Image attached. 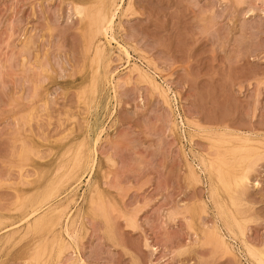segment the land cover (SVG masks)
Returning a JSON list of instances; mask_svg holds the SVG:
<instances>
[{
  "label": "rangeland",
  "instance_id": "374dc122",
  "mask_svg": "<svg viewBox=\"0 0 264 264\" xmlns=\"http://www.w3.org/2000/svg\"><path fill=\"white\" fill-rule=\"evenodd\" d=\"M119 1L0 0V264H264V0Z\"/></svg>",
  "mask_w": 264,
  "mask_h": 264
},
{
  "label": "bare ground",
  "instance_id": "6f19581e",
  "mask_svg": "<svg viewBox=\"0 0 264 264\" xmlns=\"http://www.w3.org/2000/svg\"><path fill=\"white\" fill-rule=\"evenodd\" d=\"M121 1V0H120ZM120 1L119 3L116 4L115 8L112 10V9H109V8H106L104 10H102V12L100 11L99 13H97V15L99 16L96 21H95V24H97V28H96V32L100 33L101 35L104 36V38L106 39V42L109 46H112L113 45V42L116 43L117 45V48L118 50L123 53L126 57H127V61L128 63L131 62V59H132V56L131 54L129 53V51L127 50V48L122 45L119 41H117V39L115 38L114 36V25H115V17L116 15L118 14V11L121 10V7H122V4H120ZM124 0H122L121 2H123ZM35 38V37H34ZM35 41V40H34ZM47 63V62H46ZM45 63V64H46ZM34 69V68H33ZM30 70V69H29ZM28 70V71H29ZM79 71V70H78ZM49 73V72H48ZM36 74V73H35ZM34 75V74H33ZM25 76V74H24ZM30 77V76H29ZM28 77V78H29ZM43 77V75H42ZM112 78V77H111ZM115 79V78H114ZM34 80V78H33ZM112 80V79H111ZM108 81L110 82V79L108 78ZM114 81V80H113ZM112 83V82H111ZM116 83V82H115ZM114 83V84H115ZM36 84V83H35ZM112 85V84H111ZM39 86V85H38ZM114 87L116 86L113 85ZM113 87V88H114ZM31 89V88H30ZM35 95V94H34ZM114 95V94H113ZM30 96V95H29ZM115 96V95H114ZM111 100V99H110ZM65 101V100H64ZM54 102V101H53ZM106 103V102H105ZM31 105V104H30ZM41 106V105H40ZM106 108V107H105ZM115 108V107H114ZM113 108V109H114ZM97 109V108H96ZM178 110V109H177ZM180 111V110H179ZM92 116V115H91ZM66 123V122H65ZM60 124V123H59ZM95 127V126H94ZM104 131V130H103ZM54 132V131H53ZM102 133V132H101ZM100 137V134L98 135ZM96 136L98 139L99 137ZM95 138V139H97ZM98 139L96 141H98ZM100 140V139H99ZM96 143V142H95ZM94 148V147H93ZM95 152H96V149H94ZM92 151V150H91ZM95 152H90L89 151V155H88V162L86 164V166L82 165L81 168L83 169V176L88 172H94L93 170L95 169L96 167V164H97V156L95 154ZM97 153V152H96ZM66 175V179H65V183L66 182H69V180L72 178V173L71 171L69 170H66V173L64 174ZM91 175V174H89ZM18 176V175H17ZM89 181V180H88ZM89 183V182H88ZM74 185V184H73ZM90 185V184H89ZM71 186V185H70ZM69 186V187H70ZM73 187V186H71ZM70 187V188H71ZM95 188V187H94ZM93 188V189H94ZM75 189V188H74ZM92 189V190H93ZM72 190V188H71ZM95 190V189H94ZM89 192V191H88ZM93 192V191H92ZM95 192V191H94ZM221 193V192H220ZM91 200V199H90ZM43 202V201H42ZM209 203V202H208ZM36 208V207H35ZM34 211H39L40 208H37V209H33ZM33 211V212H34ZM32 212V213H33ZM35 212V213H36ZM222 231V230H221ZM69 234V233H68ZM75 235V234H74ZM73 236V235H72ZM76 236V235H75ZM79 255V254H78Z\"/></svg>",
  "mask_w": 264,
  "mask_h": 264
}]
</instances>
